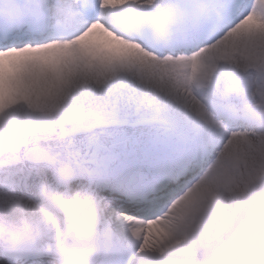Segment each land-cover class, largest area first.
Wrapping results in <instances>:
<instances>
[{
	"label": "snow or ice",
	"instance_id": "snow-or-ice-1",
	"mask_svg": "<svg viewBox=\"0 0 264 264\" xmlns=\"http://www.w3.org/2000/svg\"><path fill=\"white\" fill-rule=\"evenodd\" d=\"M0 264H264V0H0Z\"/></svg>",
	"mask_w": 264,
	"mask_h": 264
}]
</instances>
